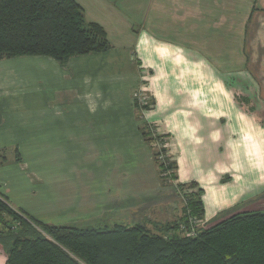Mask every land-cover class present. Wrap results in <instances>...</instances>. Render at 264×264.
I'll list each match as a JSON object with an SVG mask.
<instances>
[{"label": "crops", "instance_id": "crops-1", "mask_svg": "<svg viewBox=\"0 0 264 264\" xmlns=\"http://www.w3.org/2000/svg\"><path fill=\"white\" fill-rule=\"evenodd\" d=\"M76 1L105 30L107 52L0 61L11 204L59 226L101 227L109 212L148 229L181 220L140 131L132 94L144 87L142 121L170 136L177 182L203 189L205 224L264 211L254 209L264 204V0ZM46 170L51 182L39 180Z\"/></svg>", "mask_w": 264, "mask_h": 264}, {"label": "trees", "instance_id": "trees-1", "mask_svg": "<svg viewBox=\"0 0 264 264\" xmlns=\"http://www.w3.org/2000/svg\"><path fill=\"white\" fill-rule=\"evenodd\" d=\"M110 48L105 30L86 21L76 0H0V61L43 56L65 65L73 57ZM157 165L178 180L176 161ZM180 186L195 192L181 220L161 226L159 233L143 225L45 224L14 208L0 190L6 264H264V211L206 225L203 189L196 183Z\"/></svg>", "mask_w": 264, "mask_h": 264}, {"label": "rangeland", "instance_id": "rangeland-1", "mask_svg": "<svg viewBox=\"0 0 264 264\" xmlns=\"http://www.w3.org/2000/svg\"><path fill=\"white\" fill-rule=\"evenodd\" d=\"M237 63L239 64L238 65L239 67H243L244 66V65H241V61L237 60ZM263 84H264V82H263ZM240 93L241 92H239V94ZM143 97H145L146 100H143ZM241 97H243V96H241ZM132 101H133L134 107H135V109L137 111V117L139 118V122L141 124V127L139 126L140 127V131L143 133V136L146 139V141L151 145V147H152V149L154 151V154L158 153V158L157 159L155 158L156 162L157 163L159 162L160 164L163 163L165 166H168L169 164L174 163V161H175V151H174V149L172 147L173 144H172L171 138L169 136H167V134L163 130L159 129L158 126L148 125V124H146L145 122L142 121L143 113L152 104L151 97L147 94V92H145L144 87H140L139 89H137L132 94ZM248 109H250V108H248ZM144 133L147 134L146 136L149 138V140H147V137L145 136ZM41 143L43 144L44 142H40V144ZM165 150H166V152H165ZM12 151L13 150H10V153L5 152V151L0 152V167L1 166H5V165L9 164V162H11L9 157L14 153V151L13 152ZM14 155H15V162L14 163H17V164L22 163L23 157L19 153L18 148H17V150L15 149V154ZM18 157L20 158V161H17ZM49 164H50V162L46 163L44 166H48ZM23 169L26 170V168H23ZM43 174H46V176H45L46 181H49V182L52 181V178H53L52 177V173L50 171H47V170H46V173L45 172H41L39 174V180H40V178H41V176ZM159 175H160V178L162 180V184L165 187V190H164L165 193H163V191H161V197L162 198L164 197L163 198L164 200L166 198L165 201L167 203L171 202L172 205H173L172 207L178 208V213L181 212V215L183 217L184 216V213H183L184 212V207L186 206V203H187L188 199H190L189 196L192 193L195 192V189H193L191 187H181L180 184L177 182V180L173 179V177H172L173 171H171L169 169H167L164 172H162L159 169ZM33 176H34V178H36L35 174ZM0 190H1V188H0ZM162 198H160L159 200H162ZM147 208H148V206L145 207V208H142L140 210V212L142 214L146 213L147 212ZM258 208H264V204H258L256 206H254V209H258ZM108 215H109V217L113 216L112 219L110 218V219H108L106 221V223L105 222L102 223L101 227L111 226V225H114V224H117V223H120V222L124 223V221H126V220H123V219L120 218L121 216L124 215V213L122 214V213H117V212L116 213L115 212H109ZM146 219H148V218L146 217ZM41 222H44L45 224H49V225H55L54 223H52V221H48V220L41 221ZM127 223H129V222L127 221ZM218 223H220V222H218ZM218 223H216V224H218ZM216 224H212V225H216ZM165 225H167V224H163V225L159 224V225H156L155 227L152 224L151 225L148 224L147 226H149V228H151V229H149L150 232L159 233V230L161 229V226H165ZM181 225H182V223H181ZM206 225H209V224L206 223ZM15 226L16 225L14 224V227ZM82 226H84V225H82ZM203 226L206 227L204 224H203Z\"/></svg>", "mask_w": 264, "mask_h": 264}, {"label": "built area", "instance_id": "built-area-1", "mask_svg": "<svg viewBox=\"0 0 264 264\" xmlns=\"http://www.w3.org/2000/svg\"><path fill=\"white\" fill-rule=\"evenodd\" d=\"M140 100V99H139ZM142 100V99H141ZM143 100H146V98L145 97H143ZM193 223H195L194 221H193ZM184 229V228H183ZM194 234V233H193Z\"/></svg>", "mask_w": 264, "mask_h": 264}]
</instances>
